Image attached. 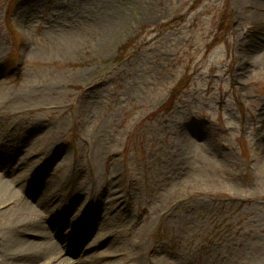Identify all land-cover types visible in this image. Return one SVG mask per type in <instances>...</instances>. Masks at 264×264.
<instances>
[{
    "label": "rangeland",
    "instance_id": "rangeland-1",
    "mask_svg": "<svg viewBox=\"0 0 264 264\" xmlns=\"http://www.w3.org/2000/svg\"><path fill=\"white\" fill-rule=\"evenodd\" d=\"M0 90V176L93 184L118 263L264 264V0H0Z\"/></svg>",
    "mask_w": 264,
    "mask_h": 264
},
{
    "label": "bare ground",
    "instance_id": "bare-ground-1",
    "mask_svg": "<svg viewBox=\"0 0 264 264\" xmlns=\"http://www.w3.org/2000/svg\"><path fill=\"white\" fill-rule=\"evenodd\" d=\"M2 95L3 91L0 90V98ZM49 109L52 112L56 111L55 106H50ZM18 148L20 149L19 145L8 147L6 141H2L0 137V150L4 151V155L7 151L13 153ZM4 155L0 154V159ZM34 159L33 156L29 161L22 160L14 168L8 169L14 171L19 168L21 169L19 173H29L31 174L29 177V174L17 177L15 173L8 178L0 176V221H2L0 232L4 236L0 248V264H72L70 259L62 256L63 252L74 254L76 249L83 247L85 241L86 249L81 253H87L92 248L98 253V249L102 247V251L98 254L106 258H114L103 264H121L118 263L119 259H115V256H120L117 238L118 233L124 234L127 228L117 232L116 235L115 228L107 230L112 225L113 215L109 213L110 209L105 211L96 207L94 200L100 196L94 185L90 184L85 192L80 188L78 190L77 185H73L70 181L67 184L65 181L67 188L58 186L50 179L47 172L44 173V167L35 165ZM48 160L52 163L53 157ZM73 169L75 172L79 171L78 167ZM54 172L65 176L64 163L57 164ZM35 174H39L36 178V188L33 190L37 201L34 204L29 201L23 202L18 198V190L14 185L28 187L33 182ZM23 180L25 183L22 182ZM60 187L64 188L63 193ZM94 228L100 235L95 234ZM69 229L71 233L58 237L63 230ZM75 229L80 230V233L77 234ZM121 257L122 264L127 263V258ZM77 260L83 263L94 262L91 253ZM133 260L134 263L131 264L157 262L154 253L150 254L149 249L146 252L140 247H136Z\"/></svg>",
    "mask_w": 264,
    "mask_h": 264
}]
</instances>
